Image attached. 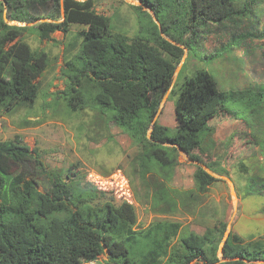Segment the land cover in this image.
Masks as SVG:
<instances>
[{"label":"trees","instance_id":"16d2710c","mask_svg":"<svg viewBox=\"0 0 264 264\" xmlns=\"http://www.w3.org/2000/svg\"><path fill=\"white\" fill-rule=\"evenodd\" d=\"M139 1L152 10L160 27L149 15L151 26L130 37L113 32L111 19L97 13L96 0H0V110L32 107L40 95L39 78L50 66L47 54L33 50L24 35L53 41L55 33L68 35L73 25L79 26L82 41L66 62L61 98L70 113L91 110L130 138L138 150L130 166L153 216L143 227L126 193L99 191L76 166L46 170L40 153L20 136L0 140V264H82L97 262L105 253V264H264V239L246 241L235 233L220 258L219 241L227 224L210 227L203 208L212 186L223 182L213 174H227L204 146L205 137L212 136L210 121L237 118L225 107L227 101L247 104L254 115L264 95L221 92L203 69L177 90L173 86L185 50L202 61L218 57L199 52L200 31L210 23L220 26L254 13L259 0L240 10L242 0ZM170 90L178 94L177 128L156 123L150 132ZM179 150L197 163L191 189L173 186ZM250 181L248 195L264 189L254 178ZM175 216L196 219L205 233L189 230Z\"/></svg>","mask_w":264,"mask_h":264},{"label":"rangeland","instance_id":"374dc122","mask_svg":"<svg viewBox=\"0 0 264 264\" xmlns=\"http://www.w3.org/2000/svg\"><path fill=\"white\" fill-rule=\"evenodd\" d=\"M249 1L242 0L237 9L240 10ZM134 7H141L144 13H139ZM96 10L101 16L111 19L113 32L130 37L151 26L149 15L160 27L152 10L139 0H96ZM254 10V13L235 16V20L220 26L210 23L200 31L196 44L199 52L205 55L217 53L218 57L213 61H202L185 50L184 59L174 76V91L185 78L203 69L212 76L221 92L230 94L252 90L264 95V0H259ZM42 16L45 17L46 12H42ZM46 21L50 20H40ZM80 30L79 26L73 25L68 35L55 33L53 41H41L34 35H24L23 40L33 50L47 54L50 66L39 78L40 95L32 107L23 106L14 112L0 110V140L20 136L31 149L40 153L46 170H67L76 166L87 177L91 173L110 177L121 172L130 184L139 224L145 227L153 216L149 212V198L138 173L130 166L137 148L120 128L101 122L95 112L86 109L70 113L61 98L67 81L63 71L66 62L75 56L80 47ZM171 92L164 97L153 123L175 131L178 94L172 95ZM262 104L253 115V110L247 104L225 102V107L235 112L237 118L211 120L212 136L208 134L204 139V146L212 160L227 172L221 176L223 182L212 186L203 205L207 225L213 227L219 221L227 224L219 241L220 258L231 233L242 236L246 241L264 239V189L253 195H248L245 189L252 178L264 185V97ZM152 129L153 124L150 132ZM194 171L195 164L179 150V166L175 171L173 186L179 189L193 186ZM44 186V180H40V190H44ZM175 218L200 235L206 231L194 218ZM106 260L105 253L97 262L83 261L82 264H105Z\"/></svg>","mask_w":264,"mask_h":264},{"label":"built area","instance_id":"2783aa9c","mask_svg":"<svg viewBox=\"0 0 264 264\" xmlns=\"http://www.w3.org/2000/svg\"><path fill=\"white\" fill-rule=\"evenodd\" d=\"M87 181L93 184L99 191L116 193L122 192L126 193L130 198L132 196L130 184L121 172L115 173L110 177H103L96 173H91L87 177Z\"/></svg>","mask_w":264,"mask_h":264},{"label":"crops","instance_id":"0c3cea01","mask_svg":"<svg viewBox=\"0 0 264 264\" xmlns=\"http://www.w3.org/2000/svg\"><path fill=\"white\" fill-rule=\"evenodd\" d=\"M211 122V121H210ZM214 140H215V142H217V139L216 138H214ZM188 157V156H187ZM190 161V160H189ZM192 162V161H191ZM194 163V162H193ZM195 165H197L196 163H194ZM209 173H211L208 169H206ZM212 174V173H211ZM216 178H218V179H221V176H218V175H215V174H213ZM222 180V179H221ZM223 181V180H222ZM193 186H194V183H193ZM193 186L191 185V187L190 188H185V189H191V188H193Z\"/></svg>","mask_w":264,"mask_h":264},{"label":"water","instance_id":"95a60500","mask_svg":"<svg viewBox=\"0 0 264 264\" xmlns=\"http://www.w3.org/2000/svg\"><path fill=\"white\" fill-rule=\"evenodd\" d=\"M155 124L153 123V126H154ZM197 164V163H196ZM205 169H207L206 167H204Z\"/></svg>","mask_w":264,"mask_h":264}]
</instances>
